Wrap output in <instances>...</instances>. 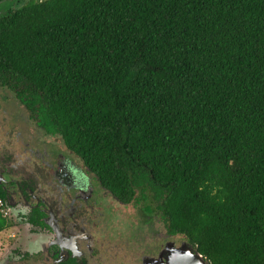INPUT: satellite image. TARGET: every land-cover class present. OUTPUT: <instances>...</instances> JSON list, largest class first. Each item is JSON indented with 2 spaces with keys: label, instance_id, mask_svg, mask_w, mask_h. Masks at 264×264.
<instances>
[{
  "label": "trees",
  "instance_id": "obj_1",
  "mask_svg": "<svg viewBox=\"0 0 264 264\" xmlns=\"http://www.w3.org/2000/svg\"><path fill=\"white\" fill-rule=\"evenodd\" d=\"M10 8L0 78L103 183L159 210L208 264H264V0Z\"/></svg>",
  "mask_w": 264,
  "mask_h": 264
},
{
  "label": "flooded vegetation",
  "instance_id": "obj_2",
  "mask_svg": "<svg viewBox=\"0 0 264 264\" xmlns=\"http://www.w3.org/2000/svg\"><path fill=\"white\" fill-rule=\"evenodd\" d=\"M21 1L0 0V15ZM10 81L0 78V192L15 222L26 219L15 224L16 238L26 231L23 257L30 264H148L181 244L159 210L125 201L103 183L62 133L48 127L34 95ZM129 204L142 210L146 226L134 211H116ZM109 210L117 230L110 229Z\"/></svg>",
  "mask_w": 264,
  "mask_h": 264
},
{
  "label": "rangeland",
  "instance_id": "obj_3",
  "mask_svg": "<svg viewBox=\"0 0 264 264\" xmlns=\"http://www.w3.org/2000/svg\"><path fill=\"white\" fill-rule=\"evenodd\" d=\"M2 91V89H0ZM30 129V124L27 127ZM109 197L112 198V195L110 194ZM117 203H114V206H116ZM116 211L120 214L129 215V212L134 211L133 216L136 215V218H139L141 228L146 226L144 215L142 213V210L140 211L137 209V206L134 204H129L128 207L126 206H119L116 207ZM109 220H110V229L117 230L118 226V219L116 218V215L114 211L109 210L107 211ZM143 215V216H142ZM118 216V215H117ZM131 216V217H133ZM7 218L9 219V224L0 231V264H30V259L28 260L26 257H23V253L25 251L26 245L24 242H26V231L21 230V236L19 238H16L19 232V227H16L15 224L21 223L23 221H26V219L22 218L15 222L14 218L12 216L7 215ZM126 220V219H124ZM123 220V221H124ZM123 227V226H121ZM129 231V230H128ZM120 232H126L123 229ZM15 233V235H14ZM147 233V239H149L148 231ZM135 236H139L138 228L134 231ZM24 239V240H23ZM181 243L185 241L183 237H179ZM139 241V240H136ZM181 245V244H180ZM179 245V246H180ZM26 256V255H25Z\"/></svg>",
  "mask_w": 264,
  "mask_h": 264
},
{
  "label": "water",
  "instance_id": "obj_4",
  "mask_svg": "<svg viewBox=\"0 0 264 264\" xmlns=\"http://www.w3.org/2000/svg\"><path fill=\"white\" fill-rule=\"evenodd\" d=\"M148 264H208L204 255L188 241H183L178 247H168L156 260Z\"/></svg>",
  "mask_w": 264,
  "mask_h": 264
},
{
  "label": "built area",
  "instance_id": "obj_5",
  "mask_svg": "<svg viewBox=\"0 0 264 264\" xmlns=\"http://www.w3.org/2000/svg\"><path fill=\"white\" fill-rule=\"evenodd\" d=\"M0 207L3 215H9V208L5 205L3 198H0Z\"/></svg>",
  "mask_w": 264,
  "mask_h": 264
}]
</instances>
